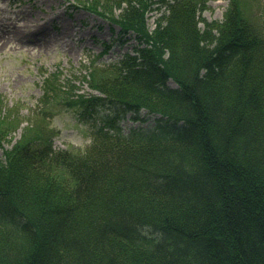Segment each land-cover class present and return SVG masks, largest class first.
<instances>
[{
	"label": "trees",
	"instance_id": "trees-1",
	"mask_svg": "<svg viewBox=\"0 0 264 264\" xmlns=\"http://www.w3.org/2000/svg\"><path fill=\"white\" fill-rule=\"evenodd\" d=\"M74 2L136 39L89 61L90 98L158 116L56 149L37 120L12 142L0 94V264H264V2L229 0L221 20L206 0ZM54 80L42 100L62 97Z\"/></svg>",
	"mask_w": 264,
	"mask_h": 264
},
{
	"label": "rangeland",
	"instance_id": "rangeland-1",
	"mask_svg": "<svg viewBox=\"0 0 264 264\" xmlns=\"http://www.w3.org/2000/svg\"><path fill=\"white\" fill-rule=\"evenodd\" d=\"M228 3L206 0L199 13L206 20H221ZM158 5L152 4L147 14L149 29L164 11L163 6L156 9ZM135 44L132 32H118L116 24L74 0H0L2 107L4 112H18L21 122L12 132V142L36 120L44 123L42 136L47 135L56 149H84L103 122L118 124L123 131L153 126L157 114L142 109L134 118L116 101L92 100L90 95L98 93L83 80L92 58L102 64L114 62L131 52ZM50 75L64 92L57 100L44 101L43 83ZM167 84L174 86L170 79Z\"/></svg>",
	"mask_w": 264,
	"mask_h": 264
}]
</instances>
